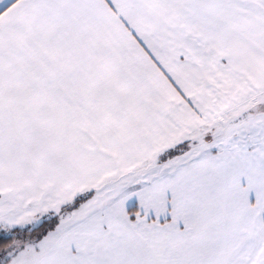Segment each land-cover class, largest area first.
<instances>
[{
  "label": "snow or ice",
  "instance_id": "obj_1",
  "mask_svg": "<svg viewBox=\"0 0 264 264\" xmlns=\"http://www.w3.org/2000/svg\"><path fill=\"white\" fill-rule=\"evenodd\" d=\"M0 264H264V0H0Z\"/></svg>",
  "mask_w": 264,
  "mask_h": 264
}]
</instances>
